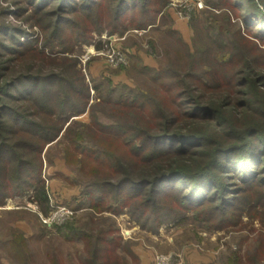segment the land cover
Listing matches in <instances>:
<instances>
[{
    "label": "trees",
    "instance_id": "16d2710c",
    "mask_svg": "<svg viewBox=\"0 0 264 264\" xmlns=\"http://www.w3.org/2000/svg\"><path fill=\"white\" fill-rule=\"evenodd\" d=\"M171 2L11 1L14 15L27 25L0 24V205L24 194L48 204L43 163L54 143L67 163L76 157L79 166L89 167L90 177L75 183L80 209L110 215L126 210L147 230L190 217L207 230L222 229L255 213L264 225V93L253 83L264 77V0H202L211 16L223 11L231 21L236 15L237 33L254 38L251 56L241 63V53L224 38L217 45L224 57L201 59L204 66L191 63L184 78L169 70V82L159 83L160 94L129 89L113 96L110 89L90 102L94 97L77 58L61 55L71 53L78 39L88 44L104 32L158 27L157 18L171 19L166 11ZM33 27L41 38L23 40ZM213 33L215 40L220 32ZM95 41L100 49L102 41ZM27 57L38 60L16 70V61ZM46 64L51 67L42 72ZM237 65L248 77L263 71L247 79L243 100L234 96L239 90L231 94L242 81L236 80ZM100 105L109 112L97 115ZM85 112L89 122L74 119ZM93 139L101 143L92 146ZM112 141L114 148L106 146ZM58 230L84 245L79 264H113L119 246L138 261L118 236H106L110 230L100 236L76 224ZM261 250L264 242L258 257L233 253L223 264H264Z\"/></svg>",
    "mask_w": 264,
    "mask_h": 264
},
{
    "label": "rangeland",
    "instance_id": "374dc122",
    "mask_svg": "<svg viewBox=\"0 0 264 264\" xmlns=\"http://www.w3.org/2000/svg\"><path fill=\"white\" fill-rule=\"evenodd\" d=\"M11 1L0 0V24L5 22L26 27L27 24L14 15L15 7ZM171 1L166 8L171 19L166 18V15L157 18L155 25L158 27L131 29L112 35L104 32L95 36L88 44L81 43V39H78L79 42L71 53L61 54L77 58V67L83 73L84 81L94 97L90 102L96 101V96L105 97L110 89L113 96L127 93L129 89L160 94L162 90L159 83L169 82V70L179 72L184 78L186 71H190L191 63L204 66L201 59L222 58L217 45L223 44L224 38V44L237 48L241 53V63L251 56L248 53L252 51L251 40L254 38H245L237 33L233 22L238 19L234 13L231 21H228L227 14L223 11L217 10L211 16V11L202 0V7H198L197 0ZM180 15H187L189 18L181 19ZM178 19L183 22L177 23ZM181 23L182 27L178 26ZM171 29L175 32H170ZM217 31L220 35L214 40L213 32ZM33 37L41 38V32L36 27L27 28L22 39L30 40ZM95 40L102 41L100 49L95 48ZM119 57L123 59L122 63L118 62ZM34 60L38 58L27 57L16 61V70H25ZM237 66L240 67H235V73L239 74L236 80L242 81L231 89V94L239 90L240 94L234 96L243 100L246 97L245 91L249 88L247 79L257 78L263 71L256 69L253 76L248 77L247 72L240 70L242 65ZM49 67V64L44 65L42 72L48 71L46 69ZM36 69L38 68H33V71L36 72ZM155 76L157 78L153 80ZM110 79L112 83H109ZM255 82L259 91L264 93V77L253 83ZM123 83L128 88H124ZM94 85L97 86L96 91L92 89ZM95 112L101 116L109 110L100 105L95 107ZM74 119L87 123L89 114L85 112ZM97 141L101 143L98 139H93L89 144L95 146ZM106 146L114 148V141ZM61 152L54 143L46 151L47 160L52 161L48 166L45 155L43 178L49 194L48 204L41 203L32 194H24L6 198L0 205L1 264H79L84 254V245L77 240H66L58 230L61 226L73 224L86 227L97 236L110 230L106 236H118L119 243L127 245L138 258L137 262H133L129 254L119 246L115 247L118 260L113 264H154L157 254L176 255L184 264H223L233 253H237L242 259L246 253L258 257L260 243L264 242V225L258 213L254 217L242 215L240 222L222 229L207 230L190 217L178 223L167 220L156 230H147L141 229L131 220L126 210L118 215H110L107 212L96 214L78 208L79 187L75 183L90 177L89 167L79 166L75 161L76 157L67 163ZM54 205L69 209L71 214L61 224L53 222L48 225L43 219L49 217Z\"/></svg>",
    "mask_w": 264,
    "mask_h": 264
},
{
    "label": "built area",
    "instance_id": "2783aa9c",
    "mask_svg": "<svg viewBox=\"0 0 264 264\" xmlns=\"http://www.w3.org/2000/svg\"><path fill=\"white\" fill-rule=\"evenodd\" d=\"M197 5L198 7H202L203 4L200 0H197ZM181 19H188L189 17L187 15L181 16ZM118 62H123V59L119 57ZM71 214V211L65 207L61 206H53V211L50 213L49 217L46 219H43L44 223H47L48 225L56 222L58 224H61L68 215ZM154 264H184L180 258L176 255H171V254H157L154 257Z\"/></svg>",
    "mask_w": 264,
    "mask_h": 264
},
{
    "label": "crops",
    "instance_id": "0c3cea01",
    "mask_svg": "<svg viewBox=\"0 0 264 264\" xmlns=\"http://www.w3.org/2000/svg\"><path fill=\"white\" fill-rule=\"evenodd\" d=\"M180 22H183V20H179L178 19V21H177V23H180ZM177 25L178 24H176V27H177ZM178 26H181L182 27V23L181 24H179ZM178 28V27H177ZM117 79V78H116ZM117 80H120V81H122V79H117ZM18 225V224H17ZM22 225V224H21ZM1 251V250H0ZM2 254V252H0V255ZM1 264V263H0Z\"/></svg>",
    "mask_w": 264,
    "mask_h": 264
}]
</instances>
